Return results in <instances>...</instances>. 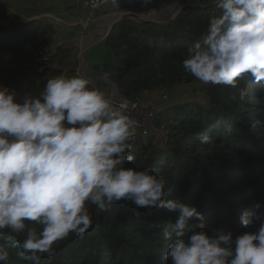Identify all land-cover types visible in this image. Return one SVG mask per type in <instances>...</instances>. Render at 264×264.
Here are the masks:
<instances>
[{"label": "clouds", "instance_id": "obj_1", "mask_svg": "<svg viewBox=\"0 0 264 264\" xmlns=\"http://www.w3.org/2000/svg\"><path fill=\"white\" fill-rule=\"evenodd\" d=\"M209 5L219 15L208 17L206 31L186 49L184 71L204 85L236 88L244 76L264 83V0ZM246 96L241 88L240 99ZM138 127L126 103L80 74L53 76L38 94L19 98L0 86V264H9L10 249L24 264H40L70 234L84 237L90 206L106 212L121 201L175 213L161 264H264V204L239 217L246 229L258 224L255 231L209 233L196 207L169 198L162 177L126 167L136 158Z\"/></svg>", "mask_w": 264, "mask_h": 264}, {"label": "trees", "instance_id": "obj_2", "mask_svg": "<svg viewBox=\"0 0 264 264\" xmlns=\"http://www.w3.org/2000/svg\"><path fill=\"white\" fill-rule=\"evenodd\" d=\"M210 15H219L214 5L206 11L188 8L166 25L124 17L106 47L114 53L111 80L118 97L134 100L149 92L174 97L178 88L191 86L202 95V101L163 108L149 136L134 138L136 158L126 167L148 168L162 177L166 190L172 189L169 198L196 207L209 233L220 229L239 235L258 227H243L242 212L264 204V83L244 76L236 88L204 85L184 71L186 49L206 31ZM7 20L0 1V86L25 80L38 94L47 79L61 75V70L37 72L40 64L35 62L39 48L49 46L53 28L38 21ZM241 88L247 89L243 100ZM172 119L175 125L169 124ZM162 123L169 125L167 134ZM204 135L211 138L208 144L199 142ZM90 212L93 223L84 237L70 234L40 264H161L171 243L164 232H171L175 213L123 201L106 212L90 206ZM10 252L9 264H24L15 249Z\"/></svg>", "mask_w": 264, "mask_h": 264}, {"label": "water", "instance_id": "obj_3", "mask_svg": "<svg viewBox=\"0 0 264 264\" xmlns=\"http://www.w3.org/2000/svg\"><path fill=\"white\" fill-rule=\"evenodd\" d=\"M209 0H108L99 6L95 14L97 17L110 16L90 25L72 47L79 51V62L85 67L76 74L89 78L95 87L111 89L110 98L114 101L118 96L116 84L111 80L114 67V53L106 47L107 40L115 26L124 17H132L136 22H149L166 25L172 22L181 12L188 8L206 11L211 8ZM178 13V14H177Z\"/></svg>", "mask_w": 264, "mask_h": 264}, {"label": "rangeland", "instance_id": "obj_4", "mask_svg": "<svg viewBox=\"0 0 264 264\" xmlns=\"http://www.w3.org/2000/svg\"><path fill=\"white\" fill-rule=\"evenodd\" d=\"M3 4L7 21H11L12 23L19 24V23H29L33 21H38L44 24H49L50 18L56 17V19L62 20L64 24H66V19H68V16L61 17L59 13H65L62 9L66 10V13H68L69 7L68 0H0ZM73 9V8H71ZM78 11V10H77ZM83 11V10H82ZM80 12V11H79ZM86 13H84L85 15ZM63 18V19H62ZM87 23L88 27L86 29H90V25L92 24V20L89 18L85 22ZM58 30V29H57ZM56 30V31H57ZM55 31L53 30V34ZM52 34V35H53ZM56 34L62 39L55 38L51 39V42L49 44L48 50H56L57 45L62 43L64 46L66 45V34L62 35L60 31H57ZM25 80H19L10 85L9 87H14L17 90L18 98L22 96L25 93L24 87L26 83ZM192 90H196V92H192ZM178 95H175L174 97L172 95H168V104H179L182 102H189L192 101H202L201 93L196 89V87H186V88H178L177 91ZM175 98V100H173ZM164 105L163 108L167 106ZM162 108V109H163ZM161 109V110H162ZM177 122L176 120L172 119V124L175 125Z\"/></svg>", "mask_w": 264, "mask_h": 264}, {"label": "built area", "instance_id": "obj_5", "mask_svg": "<svg viewBox=\"0 0 264 264\" xmlns=\"http://www.w3.org/2000/svg\"><path fill=\"white\" fill-rule=\"evenodd\" d=\"M108 0H68V6L82 8L87 12H95L96 9L102 4L106 3ZM65 13H59L60 18L65 17L67 15L66 10L62 9ZM63 19V18H62ZM54 29L58 28L64 24L62 20L56 19V17L50 18V22H48ZM86 27V26H85ZM60 43L57 47L62 46ZM55 51H48L44 47H40L38 50V56L35 59V62L40 64V68L38 72H41L44 68H58V63L54 62V58L52 59V54ZM9 89H14V87H9ZM17 91V90H16ZM168 96L161 92H149L143 94V96L136 98L134 100H130L127 98L116 97L114 102L116 104L126 103L128 105V115L136 120L139 123V127L137 129V135L142 137H147L150 134V130L152 128V122L155 116L161 111L164 105L168 104ZM169 124H172V120L169 121ZM162 130L165 134L169 132V125L163 124L161 125Z\"/></svg>", "mask_w": 264, "mask_h": 264}, {"label": "crops", "instance_id": "obj_6", "mask_svg": "<svg viewBox=\"0 0 264 264\" xmlns=\"http://www.w3.org/2000/svg\"><path fill=\"white\" fill-rule=\"evenodd\" d=\"M69 7L73 8V9L70 8L68 13H67V15H66V17L68 16V19H69V20L66 19V24L65 25L62 24L61 26H58V28H56V29H54L52 27L53 30L55 31V33L51 37L52 41L55 38H58V39L62 40L61 39L62 37L60 38L56 34L57 31H60V33L62 35L66 34V41L63 42V43L66 42V45L65 46L62 45L60 47H57L56 50H54L55 53L52 54V57L54 58V62L58 63V68H56V69L44 68V69L61 70V74L68 75V74L72 73V76H73V75H75L77 70H79V72L81 73L85 69V67H83V65L79 62V51L72 47V45L76 42V40L79 39L88 30V29H86L88 27V25H86L87 23H85V22L89 18V21H90V19L92 20V24L91 25H93L96 22L104 20L105 18L110 17V16L97 17L95 12H90L89 13V12L85 11L82 8L73 7V6H69ZM84 13H86V14L84 15ZM129 18L132 19V17H129ZM112 20L113 19L111 18L106 23H110ZM133 21H135V20H133ZM42 47L46 48L47 50L49 48V46H42ZM66 49H70L69 53L66 54V58H63V60L61 61V59H58L59 53L63 52ZM48 51H51V50H48ZM44 69H42V70H44ZM37 72H38V70H37ZM24 82L26 83V81H24ZM99 89L101 91H104L106 93V95H108L109 97L111 96L110 87H108V88H99ZM24 90H25V92L31 93V94L34 95L33 88L29 87L27 83H26V85L24 87Z\"/></svg>", "mask_w": 264, "mask_h": 264}]
</instances>
